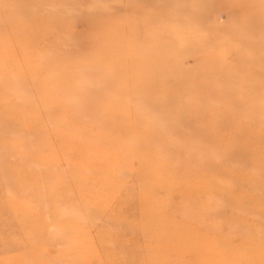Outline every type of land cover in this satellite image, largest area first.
Instances as JSON below:
<instances>
[{
  "label": "rangeland",
  "instance_id": "1",
  "mask_svg": "<svg viewBox=\"0 0 264 264\" xmlns=\"http://www.w3.org/2000/svg\"><path fill=\"white\" fill-rule=\"evenodd\" d=\"M0 264H264V0H0Z\"/></svg>",
  "mask_w": 264,
  "mask_h": 264
}]
</instances>
